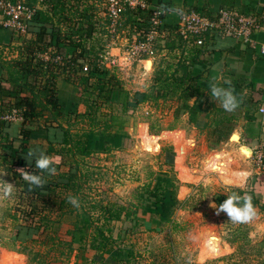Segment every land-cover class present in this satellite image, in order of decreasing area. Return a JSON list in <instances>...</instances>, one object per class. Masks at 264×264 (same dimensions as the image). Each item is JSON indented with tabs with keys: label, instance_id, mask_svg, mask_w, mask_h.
<instances>
[{
	"label": "rangeland",
	"instance_id": "374dc122",
	"mask_svg": "<svg viewBox=\"0 0 264 264\" xmlns=\"http://www.w3.org/2000/svg\"><path fill=\"white\" fill-rule=\"evenodd\" d=\"M103 4L105 6V3ZM100 11V16L105 17V10L100 9ZM98 31L100 28L96 29L90 42L94 43L100 37ZM175 35L172 33L168 38ZM117 36L119 41L112 44V48H115L113 52L110 50L114 62L106 61V65L116 73L121 85L131 91L153 90L156 71L166 69L168 64L177 62L180 54H186L182 53L183 48L178 44H175L172 50L163 47L168 42L167 38L158 37L155 41V53L138 58L130 51L133 37L131 39L127 37L125 40L122 38L124 35ZM104 38L106 39L107 36H102L101 42ZM185 47V49L191 48L186 45ZM2 51L4 49L0 48L1 53ZM11 51L8 48L3 55L9 56L12 54ZM145 60H151L149 69H146ZM0 84L5 86L7 83L3 81ZM57 88L58 97L65 104L75 102L78 112L85 111L86 105L79 95L81 90L74 86V82L59 77ZM216 103L219 104L217 101ZM183 106V101L178 96L157 101L151 99L140 103L128 116L127 123L123 127L128 136L123 140L124 145L120 148H112L103 154L94 153L80 163L82 170L88 169L91 176L89 180L82 182L79 195L84 196L83 199L88 202L84 204V209L79 208V214L89 210L88 213L93 220L92 225L85 226L82 232L77 233L75 240L69 232L72 230V218L75 214L64 216L65 219L54 234L53 243L47 241L48 236L44 239L42 235L38 236L37 240H29L23 244L16 240L13 223L16 215L22 217L20 207L23 206L18 207L21 203L18 193L22 185L8 173L7 176L0 177L16 186L11 198H0V264H11V262L12 264H115L110 254H101L87 246L88 241L92 239L91 235L95 233L94 226L97 222L95 218L100 213L99 206L105 201L124 205L135 211V216L132 217H136V224L113 220L109 223V228H104L106 233H112L114 236L117 235L120 227L128 229L124 243L119 241L114 244H121L120 247L132 246L135 256L131 258V264H264L263 202L257 201L254 205L256 216L246 224H233L225 213L216 215L215 210L210 207L212 203L216 205L222 203L221 200L217 201L219 196L224 197L230 191L238 192L239 189L254 188L258 199L264 197V171L256 169L249 153L248 157L241 159L240 162L236 160L235 163L237 165L240 163V168L248 171L244 183L239 186L215 180L212 172L206 173L198 180L182 181L179 177V164L176 163V156L182 145L181 140L176 138L178 132H163L179 130L184 133L183 145L187 152L184 165L194 169L201 167L202 160L213 151L227 148L232 152H238L239 145L246 147L250 139L249 131L254 133L256 123L252 122L251 118V121L244 120L237 111H233L232 114L225 113L231 118L230 126L225 138L218 141L214 139V125L209 120L216 118L217 113L210 109L209 111L212 112H209V118L206 116V120L204 117V124L196 126V123L188 122V113L190 114L191 111L187 108L182 111ZM112 109L116 112L120 110L118 105H113ZM108 110L110 109L105 106L100 109V111ZM88 122L87 119H79L70 127L71 132L79 135L88 126ZM39 123H42V119ZM140 123L144 125L146 134L147 132L159 134L157 148L154 151L146 150L144 139L138 136L137 126ZM17 126L19 127L20 124L12 126L13 137L17 136ZM182 128H185L186 132ZM32 129L34 133L31 141L44 142L40 138L43 133L38 132V128ZM235 131H238L239 138L231 143ZM1 155L3 154L0 153V172H5ZM51 157L57 159V156L51 155ZM167 159L170 161L169 164H166ZM66 168L62 166L60 169L64 171ZM233 168H236L235 165ZM262 176L263 180L260 181ZM258 180L260 184H257ZM156 185L159 188H156ZM182 188L185 190L181 191ZM161 189L173 192L174 197L180 202L173 204L167 213L157 212L154 206ZM89 201L92 203L90 204ZM204 230H212L211 232L217 235L224 246H227L225 252L219 254L211 250L205 253L204 258H200L201 247L198 235ZM80 235H83V242L78 240ZM21 250L24 251L20 252ZM113 254L122 255L117 251H113Z\"/></svg>",
	"mask_w": 264,
	"mask_h": 264
},
{
	"label": "trees",
	"instance_id": "16d2710c",
	"mask_svg": "<svg viewBox=\"0 0 264 264\" xmlns=\"http://www.w3.org/2000/svg\"><path fill=\"white\" fill-rule=\"evenodd\" d=\"M23 1L32 4L36 0ZM101 1L41 0L44 7L34 14L28 27L33 38L26 39L18 47L16 57L8 58L3 55V51L0 52V83L3 81L7 83V86L0 84V153L3 154L1 160L5 166L4 171L19 180L22 185L18 193L21 201L18 207L23 206L20 207L22 217L16 215L13 223L16 240L22 244L29 240H37L40 235L44 239L48 236L47 241L53 243L54 234L65 219L64 216L74 214L73 227L69 232L75 240L77 233L82 232L85 226L92 225L93 220L89 210V213L84 210L82 214H79V209L67 202L69 195L78 197L80 207L83 209L84 204L88 202L83 199L84 196L80 197L79 193L82 182L89 180L91 175L88 169L82 170L80 163L96 152L105 153L112 148H120L124 145L123 138L127 139L128 136L123 127L127 123L128 116L140 103L151 99L157 101L178 96L182 99L183 105L192 111L196 108L189 106L188 100L193 96H203L205 91H209L208 82L213 79L215 82L218 77L214 68H207L205 60L208 59L202 57L205 46H191L185 49V44L175 36L167 39L168 42L164 46L172 50L175 44H178L183 51H186V54L176 63L168 64L166 69L156 71L155 88L150 92L127 89L121 85L119 77L112 68L99 66L94 62L98 49H102L105 44L101 42V38L108 33L104 23L107 24L109 19L100 17L98 12L97 4ZM147 1L160 2V0ZM123 16L125 24L131 25L137 17L144 20L148 18L147 14L135 10H126ZM97 24L101 25L98 31L100 37L94 43L99 42V44L87 43L86 40L91 41L93 38ZM143 26H146L144 21L132 28ZM49 48L65 53L72 48V56L62 65L52 62L43 63L36 59V52H43ZM86 56L90 57L88 58L90 70L84 74L81 72L83 63L80 59ZM186 61L189 62L186 63ZM205 70L206 75L203 74ZM59 77L70 80L71 83L74 82V86L81 90L79 95L86 105L85 111L78 112L75 102L65 104L58 97ZM230 86L235 89V95H237V83L233 80L231 85L226 84V87ZM238 100L247 118L252 117L253 120L259 103L243 101L241 97H238ZM210 104L213 112L217 113L216 118L209 119L214 125V139L221 141L228 132L231 118L213 99ZM113 105L119 106V112L113 111ZM102 106L110 110L100 111ZM11 107L20 108L23 113V122L17 127L18 139L11 136L13 123L1 119V114ZM194 112L197 111L194 110ZM209 112L206 114L208 118ZM221 112L224 114L220 116ZM40 119H42L41 124ZM79 119H87L88 126L79 135H74L70 127ZM32 128H38V132L43 133L40 138L44 142L31 141L34 133ZM29 150H36L37 154L44 152L49 156H57V159L52 157L57 168L56 174L48 176L45 173L47 182L44 186L33 187L32 190H29V184L18 172L26 168L30 172L39 173V170L34 167V160L29 165L26 159ZM168 150L170 152V149ZM19 153L22 155L19 156ZM169 162L167 159L166 164ZM62 166L67 168L62 171L60 169ZM261 178L260 181L263 180V176ZM260 181L258 180L257 184H260ZM156 188L159 187L156 185ZM167 190L161 189V193L154 201L157 212L167 213L173 204L179 202L174 197V193ZM238 192L241 195L247 193L252 197L253 206L257 204L254 188L239 189ZM226 198V196H219L217 201L223 202ZM89 202L92 203V201ZM99 209L100 213L95 218L97 220L94 226L95 233L88 241V248H93L101 254H110L115 264H131V258L135 256L132 246L120 247L121 244H114L119 241L124 243L128 236V229L120 227L117 235L114 236L112 233H106L104 228H109V223L113 220L136 224V217H132L135 216V211L108 201L102 202ZM36 234L37 236L34 237ZM82 239L83 235H80L78 240L83 242ZM113 251L122 255L116 256Z\"/></svg>",
	"mask_w": 264,
	"mask_h": 264
},
{
	"label": "built area",
	"instance_id": "2783aa9c",
	"mask_svg": "<svg viewBox=\"0 0 264 264\" xmlns=\"http://www.w3.org/2000/svg\"><path fill=\"white\" fill-rule=\"evenodd\" d=\"M103 3H105V6H103ZM97 5L99 16L101 14L100 9H104L105 17L109 19L107 24L104 23V27L108 31V33L104 34L107 36L106 39H103L105 44L94 58V62L99 66L103 65L104 67L110 68L106 65V61L114 62V59H111L112 53L110 50L112 49V44L119 41L117 39L119 36L117 35H124L122 38H125V40L127 37L130 39L133 37V46L130 47V51L138 58L151 56L155 53V41L158 37L168 39V35L175 33L186 39L191 46L197 45L203 47L205 46V35L214 31L220 37L231 36L242 41L246 47L256 49L264 57V43L258 44L252 38L254 32L264 31V13L262 15L257 14L259 16L253 13L245 15L230 9L220 8L217 20H211L209 17L192 10L179 11L176 14V22H173L171 26L163 24V17L169 14L167 12H161V6L165 5L164 3H151L147 0H102ZM43 7L41 0H36L32 4H27L23 0H0L2 26L10 30L13 36L19 39H28L32 36V32L28 29L29 24L33 20L34 14L39 9H43ZM126 10L140 11L141 13L147 14L148 18L144 20L137 17L132 25L130 23L125 24L123 12ZM261 19H263L262 23L260 22ZM143 21L146 23V26L132 28V26L136 27L137 24ZM98 28H101V25L97 24L96 29ZM86 42L90 43L88 40ZM163 47L165 46L163 45ZM87 48L88 45L86 46ZM72 50V48H69L65 53L59 52L54 48H49L43 52H36L35 56L36 59L43 63L52 62L62 65L72 56ZM88 58L90 57L86 56L84 59H80L82 60L81 63H83L81 72L84 74L90 70ZM1 119L11 123H22V110L11 107L1 114ZM254 122L257 123L260 132L250 137L247 146L249 145L256 169L258 171H264V94L261 96V101L254 114Z\"/></svg>",
	"mask_w": 264,
	"mask_h": 264
},
{
	"label": "crops",
	"instance_id": "0c3cea01",
	"mask_svg": "<svg viewBox=\"0 0 264 264\" xmlns=\"http://www.w3.org/2000/svg\"><path fill=\"white\" fill-rule=\"evenodd\" d=\"M159 3H164L166 6L176 8L179 11L192 10L203 16L209 17L211 20H217L218 11L220 8L230 9V10L237 11L238 13L245 14V15L251 14V13L256 14V15L257 14L262 15L264 13V0H160ZM176 14L177 12L169 13L166 17H163V22H164L163 24L171 25L170 23L176 22L177 20ZM260 22L262 23L263 19H261ZM175 36L178 37L176 39L181 40V43H184L186 46L191 47V44L188 43L186 39H184L183 37L177 34ZM30 38H33V35ZM170 38L171 37H169L168 39ZM252 38L256 40L258 44L264 43V31L262 30V31L254 32L252 34ZM26 39L27 38L19 39L13 36L10 30L4 28L2 26V15L0 13V48L4 49L3 52H6L8 48L12 50L11 51L12 54L9 55L8 58L10 56L12 57L17 56L18 54L17 50H18V47L20 46V42L23 43ZM204 41H205V51L202 57L203 59H208V60H205L207 63L206 64L207 68L211 67L217 71L218 77L215 82L220 86L226 87V84L224 83V81L234 80L237 83V88H238L237 90L238 94L236 95L237 98L241 97L243 101L245 100L248 102L256 101L257 103H260L261 96L264 94V57L260 55L256 49H251L249 47H246V45L242 41H239L238 39L231 37V36L220 37L219 35L215 33V31L211 33H207L205 35ZM193 46L196 47L197 45H193ZM113 49L115 48L111 49L112 52H113ZM182 53H186V51H183ZM182 56L183 55L180 54L177 60H179ZM148 61H150L149 67H151V60H148ZM188 62L189 61H186V63ZM202 69L204 70L203 67ZM206 73H207L206 70L203 71L204 75H206ZM5 86H7V84H5ZM211 99L212 98L210 96L209 91L208 92L205 91V94L201 97H196V96L191 97L187 103L189 104V106H193V108H196L197 111L198 110L199 111L195 113L194 112L195 109H193L190 112V114L188 113V116H189L188 122H191V123L194 122L196 123V126H198V124H204L205 118L207 116L206 114L209 112V110L212 107V105L210 104ZM183 107L184 108H182L181 110L185 111L186 107L185 106ZM236 111L240 114V116H242V118H244V120L251 121L252 117H250L251 119L247 118V114L244 113L242 106H239L234 112ZM225 113L232 114L233 112L225 111ZM202 119L204 121H202ZM252 122H254V115H253ZM14 124L18 125L20 123L17 122V123H13V125ZM138 126H137V130H138ZM254 126L256 127V129L253 132L255 134L259 133L260 128L258 127L257 123ZM143 129H144V133H146L145 132L146 129L144 127ZM182 129L186 132L185 128H182ZM165 131L178 132V137L176 138L178 140H181L182 145L180 148V152L176 156V163L179 164L177 162V158L179 155L185 156L184 158V161H185L187 152L185 149V145H183V143L185 144L184 133L179 130H164L163 132ZM254 133L252 134L249 131L250 137L255 135ZM147 134H150V133L147 132ZM151 135H153L157 140V137L159 134H151ZM247 137H249V135ZM13 138L18 139L17 137H13ZM142 138L144 139L145 141L144 143L146 146V139L144 137ZM156 140H155L154 150L157 148L158 140L157 141ZM241 146L242 145H239L238 148L240 149ZM246 148L250 150L249 145L248 146L246 145ZM96 153L103 154L102 152H96ZM21 155L22 153L21 154L19 153V156ZM178 170H179V166H178ZM255 196L258 202L260 203L263 202L264 204V197H260L258 199L257 195Z\"/></svg>",
	"mask_w": 264,
	"mask_h": 264
},
{
	"label": "clouds",
	"instance_id": "9594fccd",
	"mask_svg": "<svg viewBox=\"0 0 264 264\" xmlns=\"http://www.w3.org/2000/svg\"><path fill=\"white\" fill-rule=\"evenodd\" d=\"M179 10L176 8L168 7L165 5L161 6L162 13H175ZM225 84L231 85V81H224ZM208 89L211 98L214 101L219 102L220 107L227 111L233 112L240 106V101L235 95V89L233 87H223L212 81L208 82ZM26 159L29 162V165L33 163L35 169L39 170V173L30 172L25 169H20L18 172L21 173V178L29 184V190H32L33 187L41 188L47 182L44 174L47 173L48 176L55 175L57 168L55 167L53 158L47 155L44 152L37 154L36 150H29L26 154ZM7 176L6 172H0V177ZM16 186L13 183L7 182L6 180L0 178V193L2 197L0 198H11L14 195ZM226 199L216 205L212 203L211 208L215 210L216 215L220 213H225L230 222L233 224H246L251 222L256 216V210L252 203V197L247 193L241 195V193L236 191H230L226 195ZM67 202L71 204L76 209L80 208V201L78 197L69 195L67 197ZM199 214V213H197Z\"/></svg>",
	"mask_w": 264,
	"mask_h": 264
},
{
	"label": "bare ground",
	"instance_id": "6f19581e",
	"mask_svg": "<svg viewBox=\"0 0 264 264\" xmlns=\"http://www.w3.org/2000/svg\"><path fill=\"white\" fill-rule=\"evenodd\" d=\"M146 68L149 69L150 61H145ZM143 125L138 126V136L146 139V150L154 151L156 138L151 134L144 133ZM239 138L238 131L233 132L231 143H234ZM233 150V149H232ZM250 150L246 147L241 146L238 152H232L227 148H221L220 150L213 151L208 154L201 162V167L190 169L184 165L185 156L179 155L177 162L179 163V176L183 181L198 180L204 174L208 172L214 173V179L224 184L230 185H241L244 183L245 178L248 174L246 169L240 168V163L235 164L237 161L240 162L245 157H248ZM251 155V153H250ZM237 160V161H236ZM235 165L236 168H233ZM204 177V176H203ZM210 179V178H206ZM185 188H182L184 191ZM212 231V230H211ZM209 230H204L199 233L201 257L204 258L205 253L208 251H214L215 253L225 252L224 244L217 237L215 233Z\"/></svg>",
	"mask_w": 264,
	"mask_h": 264
}]
</instances>
